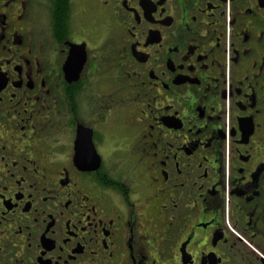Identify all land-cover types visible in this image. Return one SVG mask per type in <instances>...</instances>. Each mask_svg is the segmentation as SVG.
<instances>
[{
	"label": "flooded vegetation",
	"instance_id": "obj_1",
	"mask_svg": "<svg viewBox=\"0 0 264 264\" xmlns=\"http://www.w3.org/2000/svg\"><path fill=\"white\" fill-rule=\"evenodd\" d=\"M0 264H264V0H0Z\"/></svg>",
	"mask_w": 264,
	"mask_h": 264
}]
</instances>
